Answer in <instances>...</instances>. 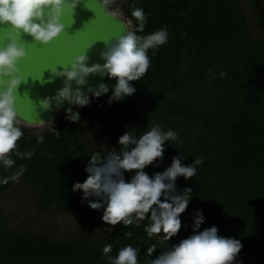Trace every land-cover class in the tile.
<instances>
[{
    "label": "trees",
    "instance_id": "obj_1",
    "mask_svg": "<svg viewBox=\"0 0 264 264\" xmlns=\"http://www.w3.org/2000/svg\"><path fill=\"white\" fill-rule=\"evenodd\" d=\"M124 2L125 14L133 19L132 31L138 22L131 15V5L144 10L147 22L137 35L162 28L169 34L166 44L158 50L149 49L151 65L147 73L131 82L136 92L109 103L116 81L107 77L104 83L109 85L108 93L73 110L79 112V121L67 119L65 113L40 134L19 126L24 135L18 141V151L33 154L28 158L13 153L15 163L8 169L0 163V193L18 180L14 175L17 172L20 182L35 190L40 211L83 212L91 223L89 229L71 240H54L43 233L15 230L0 223V264H109L103 254L108 244L112 245L110 256L131 245L139 250V264H147L149 247L155 246V259L191 236L198 214L204 217L199 231L216 226L218 235L242 243L234 264H264V48L250 41L244 16L235 12L231 0ZM253 5L264 25V0H253ZM208 54L220 56L204 64ZM188 63H192L189 77L202 78L212 69L219 74L217 83L228 88L223 89L229 96H215L216 106L208 112L198 108L184 87L188 83ZM222 71L227 75L222 76ZM104 106L111 114L108 126L93 117ZM221 112L224 116L219 120ZM186 116L192 124L199 121V129L188 138L174 125ZM153 123L163 131L176 132L178 139L166 141L163 158L144 169L150 177L170 167L174 156L183 158L182 165L201 161L196 176L176 180L178 193L192 190L187 193L191 196L188 207L181 214V230L168 241L162 239L163 233L149 238L145 226L151 221L146 218L130 226L117 224L100 237L95 225L103 221L104 208L94 210L88 201L82 202V190L73 191V185L87 179L85 169L92 154L99 152L107 157L112 151L119 152V137L126 132L139 137ZM55 128L59 136L52 131ZM94 129L105 132L103 143L94 140ZM38 136L43 142H38ZM135 174L136 170L125 171V181L130 182ZM109 228L112 226L108 224Z\"/></svg>",
    "mask_w": 264,
    "mask_h": 264
},
{
    "label": "clouds",
    "instance_id": "obj_2",
    "mask_svg": "<svg viewBox=\"0 0 264 264\" xmlns=\"http://www.w3.org/2000/svg\"><path fill=\"white\" fill-rule=\"evenodd\" d=\"M79 3L80 0H0V26L11 29L10 32H5L7 44L0 46V163L5 169L14 165L15 162L11 158L13 153L28 158L33 154H22L18 151V141L24 133L18 126L16 100L18 88L25 82L23 77L17 74L18 61L28 55V42L21 37L27 34L32 37V41L49 44L65 31L63 16L66 10L70 9L75 14ZM98 3L107 16L116 17V12L108 11L116 0H98ZM131 7V15L138 22V27L135 31L125 32L114 41H105L107 47L100 54L104 64L95 63L88 66L89 57L85 52L75 56L70 67H63V70H58L57 67L51 69L53 77L66 78L65 86L57 90L55 97L40 100L43 110L51 107L52 100H55L57 107L62 106L65 100L71 105H88L90 98L80 87L73 90L72 82L75 81V84L80 86L86 85V77L90 74L98 73L115 79L109 103L122 100L136 92L131 82L140 80L147 73L151 65L149 49L158 50L161 45L167 43L169 34L166 28H162L145 36L137 35V32L144 30L146 16L142 8L136 7L135 4ZM88 90L94 96L100 97L108 93L109 85L100 83L95 89L89 86ZM66 112L67 119L79 121L78 111L74 112L69 107ZM52 131L59 136L60 132L56 128ZM177 139L176 132L163 131L160 125L155 123L149 131L139 137L126 132L119 137V152L112 151L107 157L99 152L91 155L85 169L88 177L83 183L76 182L73 191L82 190V202L88 201L92 209L104 208L102 220L112 226L108 231H113L117 224L130 226L147 218L151 221L145 226L149 238L163 233V240H171L181 230V214L186 211L191 198L187 193L192 191L186 188L183 194L178 193L176 180L180 176L185 179L196 176V166L201 161L195 159L194 164L182 165L183 158L174 156L171 166L156 173L154 178L144 169L163 158L166 141ZM37 140L43 142V137L38 136ZM132 170H136V174L130 182H126L124 172ZM89 197L97 199L90 200ZM203 222V215L198 214L194 221V233L169 250L163 251L155 259L152 258L155 246L149 247L147 255L150 259L147 264H234L243 247L242 243L237 239L218 235L216 226L199 231ZM127 235L131 237L130 232ZM111 252V244L103 248V254L109 264H139V250L131 245L120 249L115 257L109 255Z\"/></svg>",
    "mask_w": 264,
    "mask_h": 264
},
{
    "label": "water",
    "instance_id": "obj_3",
    "mask_svg": "<svg viewBox=\"0 0 264 264\" xmlns=\"http://www.w3.org/2000/svg\"><path fill=\"white\" fill-rule=\"evenodd\" d=\"M108 11L113 12L110 8ZM63 23L66 25L65 31L49 44L32 41V37L27 34L21 37L28 42L26 44L28 55L18 61L17 74L23 77L25 82L18 88L16 106L18 118L25 123H46L64 109L73 106L65 100L62 106L57 107L55 100H52L48 110L42 109L40 100L55 97L57 90L65 86L66 78L53 77L51 69L57 67L58 70H63V67H70L74 57L85 52L89 57L88 66L95 63L102 65L105 61L100 54L107 47L105 41H114L133 28V24L119 14L115 18L107 16L100 8L98 0H80L75 14L70 9L66 10ZM6 31L10 32L11 29L0 26V46L8 42ZM107 77L98 73L90 74L86 77L88 84L80 86L73 81L72 88L75 90L80 87L88 97H91L94 95L88 90L89 86L95 89L100 83H104Z\"/></svg>",
    "mask_w": 264,
    "mask_h": 264
},
{
    "label": "rangeland",
    "instance_id": "obj_4",
    "mask_svg": "<svg viewBox=\"0 0 264 264\" xmlns=\"http://www.w3.org/2000/svg\"><path fill=\"white\" fill-rule=\"evenodd\" d=\"M231 6H233L237 14H243L250 41L264 48V25L260 22V15L253 5V0H231ZM124 7V0H119L117 5L110 6L109 8L133 24V19L125 14ZM219 56V54H215V56L210 54L206 55L204 57V64H209V62ZM191 66L192 63H188L185 66V78L188 80V83L184 87L189 90V97L197 103L198 108L208 112L216 106L215 96H229L228 88L225 85L222 87L217 83L219 74L212 69L207 70L202 78L189 77L188 71ZM207 68L209 67L207 66ZM112 91L113 89H111L110 96L112 95ZM95 97H89L90 103ZM71 108L73 110H79L81 106L73 105ZM66 109L56 115L52 120L43 124H28L17 118L18 126L27 127L35 134L43 133L60 116L67 113ZM93 115L95 121L99 122L102 126H108L111 121L108 106L102 107L101 110H97ZM222 115L223 112L219 115V120L223 119ZM198 123L199 121L192 124L190 118L186 116L178 118L174 125L178 127L180 133H186L188 138L192 131L199 129ZM94 136V140H99L102 143V140L106 139L103 130L94 129ZM14 175L17 176L18 180L10 188L0 193L1 224L3 222L7 223L10 228L15 230L22 229L33 233H43L54 240H71L89 229L91 223L89 220H86V214L83 212L69 210L40 211L35 190L31 186L21 183L17 172ZM95 227V232L100 237L108 231V224L101 220L96 223Z\"/></svg>",
    "mask_w": 264,
    "mask_h": 264
}]
</instances>
